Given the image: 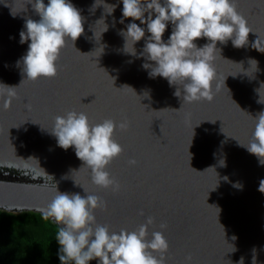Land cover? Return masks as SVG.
I'll list each match as a JSON object with an SVG mask.
<instances>
[{"label":"water","instance_id":"water-1","mask_svg":"<svg viewBox=\"0 0 264 264\" xmlns=\"http://www.w3.org/2000/svg\"><path fill=\"white\" fill-rule=\"evenodd\" d=\"M29 2L0 0V84L17 87L10 109L0 101V209L44 215L57 189L86 195L85 189L104 202L94 214L111 231H135L154 217L148 238L155 231L165 235V264H239L241 257L252 264L254 248L257 264H264V165L241 146L251 141L255 118L264 112V52L252 47L264 41V0H235L253 32L243 48L231 40L217 43L219 87L210 102H185L182 85L150 77L143 65L155 62L140 55L150 33L146 24L123 18L122 0H70L81 12L84 33L68 41L54 78L25 80L22 57L30 40L21 44L20 32L27 19H40ZM105 5L116 7L109 14ZM132 22L145 28L135 56L125 51L120 34ZM172 29L169 22L165 42ZM209 42L194 41L198 48ZM73 110L93 124L117 123L114 139L123 152L106 170L118 191L92 183L74 146H58L51 133L55 117ZM122 121L125 130L118 127Z\"/></svg>","mask_w":264,"mask_h":264},{"label":"clouds","instance_id":"clouds-1","mask_svg":"<svg viewBox=\"0 0 264 264\" xmlns=\"http://www.w3.org/2000/svg\"><path fill=\"white\" fill-rule=\"evenodd\" d=\"M122 2L123 18L146 24V30L150 33L140 55L155 64L145 63L143 67L151 68L149 75L152 78L159 76L167 79L170 85H182L185 102L213 100V89L219 87L214 65V54L219 51L217 43L227 44L231 40L234 47L243 48L253 32L247 19L239 13L235 0ZM29 3H32L40 19H27L24 26L26 31L20 32L21 44L30 40L28 51L22 57L25 80L54 78L58 74L59 58L68 41L74 44L84 33L83 17L70 0H49L47 5L44 0H30ZM105 7L107 11L110 9L108 13L111 14L116 5ZM145 13L148 14L147 18ZM123 22L121 19L120 23ZM169 22L173 29L165 42L163 37ZM120 34L125 38V51L135 56L134 45L145 38V28L132 22ZM200 38H207L210 42L198 48L194 41ZM130 44L132 51L128 50ZM252 47L264 52V41L258 39ZM250 62L257 64L254 60ZM16 88L0 84V101H3L4 110L10 109L17 96ZM175 95H181L180 88L176 89ZM27 107L30 109L31 106ZM118 127L125 130L128 123L122 121ZM116 129L117 123L112 119L93 124L86 113L73 110L65 116L55 117L51 133L57 138L59 147L67 150L74 146L77 158L91 171L92 183L118 191V181L106 170L123 152V147L114 139ZM241 146L246 147L264 165V112L255 118L251 141ZM128 163L134 166L137 161L131 159ZM220 163L225 166L224 161ZM233 186L242 188L238 183ZM259 190L264 192V180L260 182ZM84 192L86 195L57 189L44 210V219L51 218L61 225L56 236L60 264H89L92 260H98L99 264H165L164 254L169 249L165 235L162 231H155L151 233V239L148 238V226L154 223V217H148L147 222L135 231H111L110 226L99 224L94 214L96 209L104 206L102 199L87 194L85 189ZM140 215H144L143 211ZM165 227L161 224L162 229ZM252 251V264H257L255 248ZM155 252L161 255L157 257ZM239 264H244L243 257Z\"/></svg>","mask_w":264,"mask_h":264},{"label":"trees","instance_id":"trees-1","mask_svg":"<svg viewBox=\"0 0 264 264\" xmlns=\"http://www.w3.org/2000/svg\"><path fill=\"white\" fill-rule=\"evenodd\" d=\"M59 228L39 212L0 209V264H60Z\"/></svg>","mask_w":264,"mask_h":264}]
</instances>
